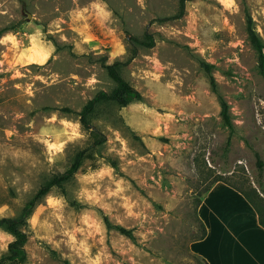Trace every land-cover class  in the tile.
<instances>
[{"label":"rangeland","instance_id":"rangeland-1","mask_svg":"<svg viewBox=\"0 0 264 264\" xmlns=\"http://www.w3.org/2000/svg\"><path fill=\"white\" fill-rule=\"evenodd\" d=\"M248 14L264 42V0H0V217L104 136L97 160L29 216L27 260L5 264H202L192 243L205 187L221 178L264 195V76ZM146 32L153 45L138 41ZM115 60L143 97L98 102L92 134L79 112L114 87L104 62ZM12 239L0 228V256Z\"/></svg>","mask_w":264,"mask_h":264},{"label":"trees","instance_id":"trees-1","mask_svg":"<svg viewBox=\"0 0 264 264\" xmlns=\"http://www.w3.org/2000/svg\"><path fill=\"white\" fill-rule=\"evenodd\" d=\"M254 20L250 14L247 17V35L249 41L257 52L258 55V66L259 69L264 76V42L261 36L258 34L256 28L253 25ZM13 28V27H11ZM9 28H1L0 34L7 31ZM141 43L147 45L154 44L153 36L146 32L144 40H138ZM121 61L115 60L111 63L104 62V66L107 69L109 76L114 81L115 85L111 89L110 92H106L104 90L98 91L80 110L79 114L81 116V121L83 125L91 129L92 134H98L99 130L92 128L91 123L87 120V116L94 110L95 106L98 102L103 100H112L117 102L119 105L125 106L130 104L133 101L141 100L142 93L133 86L121 73ZM202 66L206 69L212 89L217 91V83L215 76L211 72L212 65L208 62L202 61ZM220 104H221V115L226 126L229 127L230 131L234 129V122L232 120V116L230 113L229 103L226 99L219 95ZM66 111H70V108H63ZM104 139V136L98 138L95 142H93L90 146L86 148H82L76 152L74 158L70 164V166L63 172L55 174L49 180L44 182L33 195V197L28 200L24 206L22 207L20 213L14 216H1L0 217V228L8 231L13 235V239L9 242L7 250L0 256V264H5L8 262H25L28 257V253L25 247V243L28 240V234L25 230V226L27 224L29 216L33 213L36 205L41 202V200L50 193L54 188H59L64 193L65 191V183L73 178V176L78 172L81 165L86 159H89L93 162L97 160L96 149L97 145L101 143ZM230 139V138H229ZM218 181H223L228 183L229 185L236 188L240 191L246 199L252 204V206L256 209L258 213L259 223L264 227V195H262L257 188L250 187L247 189H242L228 181H225L221 178H215L211 184L205 187L204 193L208 192L211 187ZM260 185H264L263 181H259ZM202 192V193H203ZM200 195H203V194ZM202 197L198 200V206H200L202 202ZM197 218L201 224V234L196 238V240L202 239L205 237L207 230L203 220L200 218L198 211L196 210ZM105 223L108 227H114L118 229L120 232L124 233L130 238H135L134 232L132 229L126 228L120 224H113L107 216H104ZM202 264H209V262L205 258H201ZM63 264H71L69 260L64 259Z\"/></svg>","mask_w":264,"mask_h":264},{"label":"crops","instance_id":"crops-1","mask_svg":"<svg viewBox=\"0 0 264 264\" xmlns=\"http://www.w3.org/2000/svg\"><path fill=\"white\" fill-rule=\"evenodd\" d=\"M207 233L192 250L209 264H264V227L246 197L218 181L198 208Z\"/></svg>","mask_w":264,"mask_h":264},{"label":"water","instance_id":"water-1","mask_svg":"<svg viewBox=\"0 0 264 264\" xmlns=\"http://www.w3.org/2000/svg\"><path fill=\"white\" fill-rule=\"evenodd\" d=\"M31 16H32L31 13H30V12H27V16H26V18H27V19H30Z\"/></svg>","mask_w":264,"mask_h":264}]
</instances>
